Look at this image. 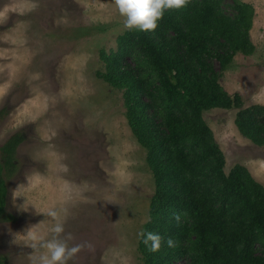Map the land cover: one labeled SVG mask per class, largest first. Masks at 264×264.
Returning <instances> with one entry per match:
<instances>
[{"label": "rangeland", "instance_id": "obj_1", "mask_svg": "<svg viewBox=\"0 0 264 264\" xmlns=\"http://www.w3.org/2000/svg\"><path fill=\"white\" fill-rule=\"evenodd\" d=\"M255 9L252 55L237 53L220 69V84L241 95L243 109L264 106V0ZM232 3L224 13L235 16ZM113 0H0V145L21 133L16 172L8 180L0 223V258L32 264L27 230L53 237L49 209L61 213L70 245L85 247L69 264H144L139 244L156 184L147 152L126 115L123 91L107 83L103 51L126 33ZM240 109L205 111L225 156V173L242 165L264 186V147L246 138ZM91 245V248L88 245Z\"/></svg>", "mask_w": 264, "mask_h": 264}, {"label": "trees", "instance_id": "obj_2", "mask_svg": "<svg viewBox=\"0 0 264 264\" xmlns=\"http://www.w3.org/2000/svg\"><path fill=\"white\" fill-rule=\"evenodd\" d=\"M225 1L235 16L224 13ZM254 17L242 0H187L165 10L155 30H127L116 50L101 53L102 77L123 91L156 184L145 231L163 241L151 252L141 238L144 264H264V186L242 165L225 173L224 153L204 119L208 110L238 108L239 131L264 147V106L243 109L241 95L224 90L216 69L237 53H254ZM24 141L16 133L0 145V223L15 220L7 210L8 180Z\"/></svg>", "mask_w": 264, "mask_h": 264}, {"label": "clouds", "instance_id": "obj_3", "mask_svg": "<svg viewBox=\"0 0 264 264\" xmlns=\"http://www.w3.org/2000/svg\"><path fill=\"white\" fill-rule=\"evenodd\" d=\"M113 2L120 16L124 18L125 29L146 32L157 28L158 21L163 17L165 10L183 8L187 0H113ZM61 213L66 214L67 210L49 209L46 214L54 221L51 227L54 235L51 239L41 240L32 230L35 226L27 230L26 235L33 242L32 248L43 249L41 255L35 258L32 264H69V261L85 247L82 244H69L73 236L66 232L64 223L60 219ZM141 236L149 251H159L163 241L160 234L145 231L141 233ZM167 244L172 247L174 242L168 239ZM88 247L91 248V245L89 244Z\"/></svg>", "mask_w": 264, "mask_h": 264}]
</instances>
